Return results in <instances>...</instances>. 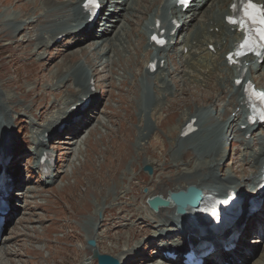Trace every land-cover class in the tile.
Wrapping results in <instances>:
<instances>
[{
    "label": "rangeland",
    "instance_id": "374dc122",
    "mask_svg": "<svg viewBox=\"0 0 264 264\" xmlns=\"http://www.w3.org/2000/svg\"><path fill=\"white\" fill-rule=\"evenodd\" d=\"M45 1L0 0V94L10 93L13 98L7 105L17 114L24 113L27 117L14 115L15 119L10 125L13 135L10 138L12 163L9 170L16 178V190L13 192L15 194L12 196L7 222L4 221L0 232L1 238L6 239L0 248V263L97 264L91 259V250L86 245L90 225L96 223L95 232L98 235L94 234L95 238L98 237V252L101 255L120 259V264H179L178 261L166 263L157 256L154 247L157 239L150 238L149 232L166 214L162 213L158 217L150 215L145 206L146 194L167 195L169 190L183 187L184 171L188 172L196 163L195 155L199 153L194 147V155L193 146L187 147L180 161H175L172 156V137L176 134L173 127L183 121L180 119L181 113L189 108L195 110L202 103L204 106L212 105L216 113L226 110L229 111L228 115H233L237 108L236 101H229L227 89L217 88L219 81L215 82V79L205 86L183 88L179 82L180 75L175 71L170 77L176 91L172 96H162L166 100L162 101L161 110L158 107L152 112V121L148 118L154 130L146 138V144L137 148L139 122L142 121L136 113L140 89L137 75L147 60V56L143 58L141 43L132 33L128 48L130 58H114L115 64L110 66L106 61H93L96 44L87 41L83 45L86 48L83 55L89 56V63L94 69L96 87L100 93L98 106L90 110V124L84 123L86 126L82 128L80 124L83 116L77 125H74L78 122L77 118L68 124L69 132L74 134H68V139L64 138V133L58 138L50 137L48 148H53L54 156L51 172L56 176L54 184L44 185L37 172L32 171L34 157L27 153L33 146V129L27 123L34 119L39 126L46 124L51 116L49 108L52 101H60L64 94V88H50L51 74L57 71L66 53H75L80 49L71 48L77 44L75 40L54 44L48 48V54L37 61L39 51L36 52L34 46L36 35L44 24V20L38 16ZM143 6L150 7L148 3H139L138 12L132 19L135 31L143 20L140 17ZM32 9L36 10L32 23L21 25L17 31L6 26L10 14L13 17L17 15L14 21L26 22ZM100 24L101 20L98 19L92 30L99 29ZM188 29L185 28L182 34L185 35ZM111 33L109 36H112ZM107 47L108 44H101L98 51L104 52ZM81 56H72L67 62L74 63ZM170 60L175 61L174 57ZM130 72L134 73V77H128ZM65 85L71 88V83ZM7 105L4 104L6 108ZM263 127H258L257 133ZM233 131H228L224 139L225 144L230 143L231 150L226 151L225 146L221 148L222 153L226 151L222 169L214 171L212 167L206 169L207 172L204 170L203 174H227L232 161V171H236L239 180L242 176H249L250 169L239 168L242 163V143L231 139ZM67 141H71L70 146H67L69 148L63 145ZM150 143L159 144L153 148ZM185 145H193V142ZM146 159L155 162L151 176L142 171ZM199 177L194 175L193 182L199 181ZM262 205L249 224L244 225L246 230L238 237L234 251L225 258V255L214 253L209 256L212 259L204 260V264H222L224 259L227 264H234L231 263L233 261H237L236 264H251L264 251L262 245L253 242V238L264 236V202ZM241 209H245V204ZM102 210L105 212L101 214ZM166 237L177 238L176 233H169ZM134 246L139 247L137 253L132 252Z\"/></svg>",
    "mask_w": 264,
    "mask_h": 264
},
{
    "label": "bare ground",
    "instance_id": "6f19581e",
    "mask_svg": "<svg viewBox=\"0 0 264 264\" xmlns=\"http://www.w3.org/2000/svg\"><path fill=\"white\" fill-rule=\"evenodd\" d=\"M84 1L46 0L42 4L41 13L38 16L44 20L43 26H41L39 33L36 35L34 46V50L36 52L39 51L36 56L38 62L48 54V48L54 44L59 45L63 42L75 40L77 44L71 48L80 47V49L76 50L75 53H66L65 57L58 64L57 71L51 74L50 88H64V94L60 101H52V105L49 108L51 116L46 124L39 126L34 119H30L27 123L33 129L31 132V144L33 146L27 150V153L31 157H34L32 171L39 172L41 168L40 161L46 154L44 153L45 151H49L50 153L48 158L53 157V148L51 147L52 150L48 148L50 137L56 136L58 138L63 133L69 132L68 129L70 127L68 124L75 120V118L79 117L80 121L81 116H83L80 124L82 128L84 123L90 124L92 122V120H88V116H90V110H95L98 106V94L100 93L96 87L94 69L89 63V56L87 54V56L83 55V52L86 50L84 44L87 41L95 42L94 51L96 52V56L93 58L94 62L103 63V61H106L105 63L113 66L115 64L114 58L118 60L130 58L128 51L130 46L129 37L132 33H135L137 41L141 43L143 58L147 56L142 71L138 72L139 74L137 75V84H139L140 89H138L139 99L137 101L136 113L140 120H142L139 122L138 131L140 134L137 137V148H141L146 144V138L154 130L152 123H150V120L152 121L151 117H154V113L152 112L158 107L160 109V106H163L162 101L166 100V97L172 96L176 91L170 77L175 71L180 75L179 82L183 88L193 85L205 86L213 79H215V82L219 81L217 88L227 89L229 101L230 99H234L237 105L236 110H232L233 115H228L229 111L226 110L216 113L212 105L204 106L202 103L197 105L195 110L189 108L182 113L180 112V119L183 121L173 127L176 130V134L172 137V156L175 158V161H180L183 157L181 155H184V151H187L188 146H193V149H191L194 155L196 150L199 154L195 155L196 163L194 166L188 172L184 171L183 173L184 178L182 180H184L185 185L177 187L176 190H169V193L184 191L187 187L193 186L198 188L202 193L221 200L227 198L229 192H234L238 198L252 196L256 200H264V196L257 193L258 181L264 169V127L257 133L259 127L257 124L250 126L246 123L243 94V85L246 81H252L257 88L264 91V60L259 64L258 59L244 58L242 60L243 67L240 70H237L235 66L228 67L226 65L225 56L234 49V44L241 39L240 34L234 28L228 26L224 20L226 16L230 15L229 7L233 0H196L185 13H182L180 8L175 7L173 3L167 0H99L102 4V10L105 11V15L101 19L100 28L95 31L92 29L95 28L96 22L88 24V17L82 12L81 5ZM140 2L148 3L150 7L143 6V12L140 15L143 20L135 31L132 27V19L136 11L138 12ZM35 12V9L30 11L26 22L21 20L14 21L13 19L17 15L13 17L10 14L6 21V26L17 31L21 28V25L24 26L26 23H32ZM66 14L69 15L66 16ZM179 18L183 20L182 27L175 37H171L169 34L174 26L172 20H179ZM157 21L161 23L159 31L166 29L165 38L167 44L160 48L153 47L149 42L150 36L156 33L155 26ZM185 28L189 29L183 35L182 31ZM110 33L112 36H109ZM104 43L108 44L107 50L99 52L101 44ZM71 48H68V50ZM81 54L82 56L76 62L71 64L67 62L70 57ZM119 54L123 56L121 57ZM172 57H174L175 61L170 60ZM151 63H155L156 71L154 73L150 71L149 65ZM32 64L35 65L34 63ZM245 67L246 72L242 76L241 72ZM131 76L134 77V73H128V77L131 78ZM236 79H243L245 81L240 87H234L233 83ZM69 83H71V88L65 85ZM162 96H166L164 100ZM12 98L10 93L6 95L0 94V149L2 150L9 149L12 142L10 138L13 134L10 125L11 121L15 119L14 115L21 117L24 115V113L17 114L7 105V103L11 102ZM8 109H10L9 112H7ZM10 113H13V115ZM215 115L217 116L215 117ZM24 118L27 117L24 115ZM89 118H92V116ZM143 122L145 123L143 124ZM188 124H191L196 131L183 137L184 129ZM233 129V136H236V141L242 143L240 151L242 163L239 168L250 169L249 176H242L241 180H239L235 174L236 171H232V161L228 167L230 172H227V174L226 172H223V175L216 174V172L214 175L203 174L207 172L206 169L212 167L214 171L218 168L222 169V161L224 162L223 159L225 157L224 153L227 149H231L228 148L229 144H227L226 151L222 153L221 148L226 146L224 142L225 136L228 131ZM70 135H73V133ZM64 138L68 139V137ZM231 139L233 140L234 138ZM67 142L63 145L69 148L67 146H70L71 141ZM191 142H193V145H185ZM157 144L150 143L153 148H156ZM212 157L214 159L209 160ZM1 164L0 170L4 168L7 171L9 168L7 161ZM146 165L153 166L155 162L146 159L143 162V167ZM204 170L205 172H203ZM194 175L200 176V180L193 182L195 181L193 179ZM55 176L56 174L53 175L48 170L47 173H42L40 181L46 186H51L55 182ZM217 178L222 179L219 180ZM157 195L164 199L168 198V194ZM153 196L147 193L145 200ZM98 208L101 209L100 207ZM146 209L153 216L158 217L162 213L166 214L165 217H161L160 222L155 227H151V231L149 232L150 238L157 239L154 245L155 249L161 254L164 252L172 253L171 255L175 256V261L179 260L182 254L184 255L183 259H185V254L188 250L186 243L194 241L193 235L198 232L197 229L204 226V218L189 209H185L179 215L176 214V209L173 207L160 209L157 212L150 211L148 207ZM102 211L101 214L105 212V210ZM185 213L186 215L182 216ZM253 216L252 214H248L245 209H242L239 216L241 224L236 225L234 229L239 233H243L246 230L243 228V225L246 224L247 226ZM95 228L96 223L93 226L92 224L90 225V231L88 232V236H86V240H94L96 244L95 249L99 250L97 245L98 237L95 238L94 234L96 233ZM228 232L229 230L222 231V233L227 234ZM169 233H176L177 238L168 239L169 237H166V235ZM253 240H255L253 242L262 245V248H264V236H258L257 238H253ZM5 243L6 239L0 236V248ZM138 248V246H134L132 252L137 253L139 251ZM90 250L92 253L91 248ZM129 253H131V250ZM160 253L157 256L162 258ZM117 260L120 261V259ZM164 260L168 262L172 261L169 257H164ZM86 261L88 260H85V263H88ZM224 262H227V260L224 259ZM224 262L222 264H227ZM148 264L152 263L149 262ZM251 264H264V251L257 255Z\"/></svg>",
    "mask_w": 264,
    "mask_h": 264
},
{
    "label": "water",
    "instance_id": "95a60500",
    "mask_svg": "<svg viewBox=\"0 0 264 264\" xmlns=\"http://www.w3.org/2000/svg\"><path fill=\"white\" fill-rule=\"evenodd\" d=\"M149 175H151L152 170L149 166L143 168ZM202 192L193 186L186 188L185 191H179L176 193H170L167 199L161 196H155L146 200V204L152 211H157L160 208H172L175 206L176 214H182L183 211L188 208H195L202 199ZM87 247L92 249V258L97 262V264H120L115 258L107 255L99 254L96 250V244L94 240H87Z\"/></svg>",
    "mask_w": 264,
    "mask_h": 264
},
{
    "label": "snow or ice",
    "instance_id": "6c2138e0",
    "mask_svg": "<svg viewBox=\"0 0 264 264\" xmlns=\"http://www.w3.org/2000/svg\"><path fill=\"white\" fill-rule=\"evenodd\" d=\"M181 3H187V0H181ZM98 4V0H86L85 7L95 6ZM244 12V21H236L233 18H229L231 23H249L254 26L257 31L255 33V39L258 43H264V7H257L252 0H245ZM153 39H156L153 37ZM252 43V39L247 37L245 38L244 43L240 47H248ZM259 97L264 101V93H260Z\"/></svg>",
    "mask_w": 264,
    "mask_h": 264
}]
</instances>
